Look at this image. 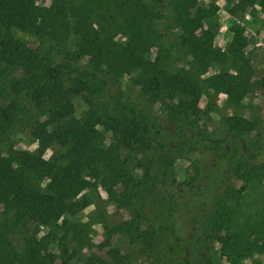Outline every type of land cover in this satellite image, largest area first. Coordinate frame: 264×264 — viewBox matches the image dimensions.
Returning <instances> with one entry per match:
<instances>
[{
	"label": "trees",
	"instance_id": "1",
	"mask_svg": "<svg viewBox=\"0 0 264 264\" xmlns=\"http://www.w3.org/2000/svg\"><path fill=\"white\" fill-rule=\"evenodd\" d=\"M218 7L0 0V264H264V121L238 113L264 79L243 26L202 30ZM99 186L127 217L78 218Z\"/></svg>",
	"mask_w": 264,
	"mask_h": 264
},
{
	"label": "rangeland",
	"instance_id": "2",
	"mask_svg": "<svg viewBox=\"0 0 264 264\" xmlns=\"http://www.w3.org/2000/svg\"><path fill=\"white\" fill-rule=\"evenodd\" d=\"M211 1H214L219 7L213 18L204 22V28L210 27L215 33L214 44L217 48L226 50L233 38V32L231 27L234 24H239L245 28V37L247 44L245 47L246 55L250 58L251 62L256 68V76L264 79V8L259 5H247L239 2L238 0H200L201 4L208 5ZM201 30V31H202ZM30 40H33V36H29ZM154 54V50L151 51V55ZM216 67L211 68L205 75L213 72ZM235 67L232 66V62L229 60L226 65L222 66V69H231L234 71ZM213 98L217 101L221 112L232 113L235 111L234 106L227 104V96L224 92H216L211 90ZM206 97L201 100L202 107H206ZM246 109L238 111L250 115L255 118H260L264 121V81L262 88H257L254 91L249 92L244 100ZM216 117L213 116L210 120H207L210 126L216 124ZM106 142L111 141V133L107 134ZM264 135V131H263ZM16 143L19 147L34 150L37 147V143L33 142L28 134H21L16 138ZM51 149L47 150L45 157H50ZM264 160V151L261 155ZM191 158L181 157L177 161L176 172L177 178L183 180L187 177L186 167L190 163ZM44 183H41V187H44ZM93 194V193H92ZM97 196L93 198V202L85 207L82 212L79 213L78 218L82 221H91L95 216H99V213L106 212L107 218L110 221L118 220L122 217H127L128 212L124 209L121 211L115 210L111 201H108L107 192L99 186ZM96 195V194H95ZM71 218V217H70ZM77 217L71 218L72 221H76ZM93 227V241L99 243L104 238V226L101 222H95ZM21 235H18L20 240ZM249 263V261H247ZM74 264H82L79 259L74 261Z\"/></svg>",
	"mask_w": 264,
	"mask_h": 264
}]
</instances>
